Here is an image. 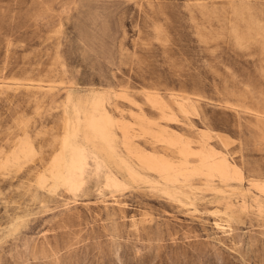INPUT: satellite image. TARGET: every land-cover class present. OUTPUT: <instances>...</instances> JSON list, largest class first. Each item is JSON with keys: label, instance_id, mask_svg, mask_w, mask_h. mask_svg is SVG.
Here are the masks:
<instances>
[{"label": "rangeland", "instance_id": "1", "mask_svg": "<svg viewBox=\"0 0 264 264\" xmlns=\"http://www.w3.org/2000/svg\"><path fill=\"white\" fill-rule=\"evenodd\" d=\"M0 264H264V0H0Z\"/></svg>", "mask_w": 264, "mask_h": 264}, {"label": "bare ground", "instance_id": "2", "mask_svg": "<svg viewBox=\"0 0 264 264\" xmlns=\"http://www.w3.org/2000/svg\"><path fill=\"white\" fill-rule=\"evenodd\" d=\"M109 110V109H108ZM110 112V111H109ZM68 123H66L67 125ZM97 126V125H96ZM98 127V133L99 135L101 136H104V137H111V130L110 128H108L107 126L105 125H99L97 126ZM66 128V126H65ZM90 136H92L93 134H88ZM72 138V137H71ZM67 152V151H66ZM65 152V153H66ZM126 154V153H125ZM100 157V156H99ZM70 162V160H69ZM95 165V164H94ZM66 166V165H65ZM71 167V166H70ZM66 168V167H65ZM137 169V168H135ZM66 171V169H65ZM101 171V170H100ZM103 171V170H102ZM117 175V174H116ZM73 176V175H72ZM148 176V175H147ZM121 179V178H120ZM194 186V185H193ZM165 188V187H164ZM168 188V187H167ZM240 189V188H239ZM170 191V190H169ZM178 193H181V192H178ZM226 196V195H225ZM113 203H115L116 205L118 206H123V204L121 202H119V200L116 198V196L113 198ZM216 216V220H215V225L219 228V230H221L222 232L224 233H229L233 230L232 228V223L230 220H228L227 218H224L222 216H219V215H215ZM133 221H134V224L137 223V219L133 218Z\"/></svg>", "mask_w": 264, "mask_h": 264}]
</instances>
